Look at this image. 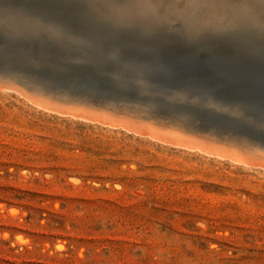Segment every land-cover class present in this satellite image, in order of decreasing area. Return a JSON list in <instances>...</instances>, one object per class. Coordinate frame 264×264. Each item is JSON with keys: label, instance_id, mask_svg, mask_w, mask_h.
<instances>
[{"label": "rangeland", "instance_id": "1", "mask_svg": "<svg viewBox=\"0 0 264 264\" xmlns=\"http://www.w3.org/2000/svg\"><path fill=\"white\" fill-rule=\"evenodd\" d=\"M231 1L176 4L251 28ZM13 89L0 86V264H264V167L63 116Z\"/></svg>", "mask_w": 264, "mask_h": 264}, {"label": "water", "instance_id": "2", "mask_svg": "<svg viewBox=\"0 0 264 264\" xmlns=\"http://www.w3.org/2000/svg\"><path fill=\"white\" fill-rule=\"evenodd\" d=\"M254 3L264 9V0ZM187 12L176 0H0V86L27 100L45 94L66 110L91 104L264 154V31L218 17L208 27ZM97 118L76 119L170 142L147 127L136 133Z\"/></svg>", "mask_w": 264, "mask_h": 264}, {"label": "bare ground", "instance_id": "3", "mask_svg": "<svg viewBox=\"0 0 264 264\" xmlns=\"http://www.w3.org/2000/svg\"><path fill=\"white\" fill-rule=\"evenodd\" d=\"M231 2H234V0ZM181 4H177V5H181ZM220 4H221V2H220ZM242 4H243V6H245V7L248 6L249 8H251L252 5H255V7H256L255 9L251 8V9L247 10L248 7L247 8L243 7V10H246V12L250 15L249 25L251 27H256L257 29H261V31H264V9L258 8L257 5L254 3V0H243ZM202 7H203V5H202ZM216 7H218V6H216ZM222 8L224 9V11H227L226 6H225L226 9L223 6H222ZM208 10H210V9L208 8ZM229 10L235 11L232 8H230ZM113 11H115V13L118 14L117 15L118 17H122L121 15H119L118 11H116L115 9H113ZM219 11L220 10L218 9L217 13H219ZM125 12H127V11H125ZM193 12H194V10H193ZM130 13H134V12H130ZM202 13L205 14V12H202ZM202 13H201V15H203ZM228 14H230V13H228ZM198 15H200V14H198ZM131 16H133V15L131 14ZM213 16H215V15H213ZM224 16H226L225 13H224ZM243 16H244V14H243ZM215 17L219 18L218 22H220L221 24H227V26H230V24L231 25L234 24V23H231L232 18H231V21H227L229 19V17H227V16H226L227 18H222V15H217ZM215 21H213L211 23H204V25L208 26V27L213 26V23H215ZM185 23H187V22H185ZM247 26L248 25H245L242 22H237L236 24L233 25V28L237 27V28L249 29L248 28L249 26L248 27ZM30 99L33 103H35L39 106L46 107L48 109L57 110L58 112L66 113L69 111V112L74 113V115H76V116L82 115L84 117H89L90 114H92L94 117H98L97 119H99L100 121L104 120L107 123H109L108 125L112 124V125L117 126V125L121 124L123 127H127L128 125H130V126L132 125V128L135 129L136 133H139L141 129L147 127L146 129H148L151 134L157 135L159 137H162L163 139L164 138L167 139V141H170L167 143H171V144H174L177 146H185L187 148L199 149V150H202L204 152H208V153H212V154H218L221 156H226V157L231 158V159H236L238 161L249 162V164H252V165H258V166L264 167V154H262V153H256L255 151L248 150L247 148L245 149L244 145H240V144H236V143H229L227 141H218V139L212 137L211 135H204V136L199 135L193 131H191V132L187 131V130H185L181 127H178L177 125H174V124L157 125L156 122L153 120L141 119L140 117H133V116H131V114H128V113L121 114L117 110H111L108 108H101V107H97V106L91 105V104L84 106V105H81L79 103H76V104H72L70 106H67V110H66V109H64L65 108L64 104H60L63 106H57V105L54 106V104H53L54 102L52 101V99L47 98V96L45 94L41 95V98L39 99V101L35 100L34 97H32ZM79 111H82L84 113L78 114L77 112H79ZM86 112L89 114H87ZM87 119H89V118H87ZM120 120H124L125 122H127V124L122 123ZM131 121H132V124H128ZM116 126H114V127H116ZM153 138H155V137H153Z\"/></svg>", "mask_w": 264, "mask_h": 264}]
</instances>
